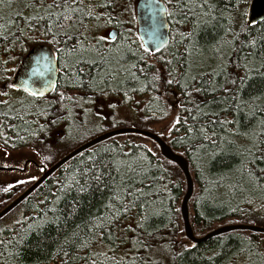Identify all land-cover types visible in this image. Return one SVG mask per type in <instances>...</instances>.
<instances>
[{
  "label": "trees",
  "instance_id": "1",
  "mask_svg": "<svg viewBox=\"0 0 264 264\" xmlns=\"http://www.w3.org/2000/svg\"><path fill=\"white\" fill-rule=\"evenodd\" d=\"M163 1L168 12H173L175 0ZM104 2L83 0L82 15L87 17L88 9L95 6L93 15L99 14V18H85L82 26L67 29L70 37L87 41L82 45L88 49L83 55L90 60L100 57L97 44L101 50L108 49L103 53L104 67L81 65L85 73L71 78L64 66L77 56H69L73 39H65L63 30L53 28V32H61L53 40L42 28L30 29L27 24L18 32L17 13L24 17L36 14L26 8L29 0H11L0 6V28L5 29L0 35L8 37L0 39V92L14 91L4 85L12 83L22 57L34 45L52 46L60 68L58 83L50 95L34 97L15 89L33 97V101L26 98V102L8 103L6 96L5 101L0 99V146L11 153L33 146L56 150L68 136L64 117L59 123H51L59 116L54 109L62 103L88 112L96 119V128L89 138L60 154L47 168L85 142L114 129L137 127L160 132L173 150L189 161L195 182L189 207L196 236L229 224L264 227V77L250 72L251 79L240 86L239 92L231 83L237 72L243 76L246 71L244 67L234 68L249 51L241 50V43L257 42L252 51L259 55L249 58L248 69L264 64V22L254 26L247 23L251 0H222L219 7H227V19L220 21L219 27L209 25L199 30L194 47L181 36L191 29L192 17L187 24H177L175 21L181 19L178 15L169 17L171 41L154 54L144 51L137 33V0H115L108 9L98 6ZM38 11L43 14V9ZM100 25L118 32L108 45L91 34L92 27ZM233 49L238 56H233ZM140 57L155 65L151 72L160 69L161 74L169 67L164 61L171 60L174 68L186 64L189 76L197 75L204 81V91H193L192 103L169 107L170 101L185 99L177 86H171L164 98L144 87L148 81L140 73L138 81H126L125 69L132 64L145 67ZM108 71L120 74L105 94L88 87L89 76L99 73V83ZM197 84L200 86L199 81ZM71 95L78 100L68 99L67 103ZM233 95L242 104L247 103L242 113L232 110ZM100 103L106 114L97 116L95 108ZM225 108L229 111H223ZM226 120L234 122L221 123ZM61 131L63 137L52 145L51 138ZM101 174L102 179L97 181L95 177ZM13 178L0 211L38 179L29 175ZM186 190L184 174L161 155L154 141L134 134L111 138L81 153L43 183L18 206L20 221L0 225V264H264V243L255 238L258 234L236 231L199 245L191 243L185 236L181 214ZM130 201L134 203L123 212L121 205ZM104 217L108 218L103 230L107 238H96L90 249H81L75 243L77 238L86 240L90 230H96L94 223ZM138 239L146 243H138ZM66 252L71 253V259Z\"/></svg>",
  "mask_w": 264,
  "mask_h": 264
},
{
  "label": "snow or ice",
  "instance_id": "2",
  "mask_svg": "<svg viewBox=\"0 0 264 264\" xmlns=\"http://www.w3.org/2000/svg\"><path fill=\"white\" fill-rule=\"evenodd\" d=\"M11 0H0V6H3L5 4H10ZM83 0H29V3L26 5L27 9H30L32 12H35V15H29L27 17H24L17 13L15 20L20 21V24L17 25V31L22 32L23 25L27 24L30 29L39 30L40 28L43 29V31L50 35L53 40H56L59 35H61L60 31L53 32V28L61 29L63 30V37L65 39H73V44L71 46V51L69 52V56H71L73 53H76V58L71 63L65 64V69L67 74L71 77H79L81 74L85 73V68L81 67V65H89L90 67H96L99 69H103L104 63H105V56L104 52H107L108 49L101 50L99 47V44L95 46V49L97 52L100 53L99 59H88L83 55L84 52L88 51V49L84 48L82 45L86 44L87 41L81 39H78L76 37H70L69 31L67 29H71L75 27L77 24L83 25L84 19H98L99 14L94 16L93 11L95 6H93L92 9H88L87 17L82 15L84 9L81 7ZM171 3L172 0H169ZM222 2V0H175L174 4V11L168 12L167 9H165V15L169 17H175L180 16V20H176L175 22L177 24L183 23H189V16L192 17L191 20V29L187 33H181V36H183L188 43H191L193 47L195 46L196 41L194 40V37L196 36V33L199 30H202L203 28L208 27L209 25L214 27L220 26V21L226 20L227 18L224 16V13L228 11L227 7L224 9H221L219 7V4ZM115 3V0H105L103 4L98 5L99 7L108 9L112 7V5ZM237 7V5H233V8ZM39 9H43V14H40L38 11ZM113 17L111 14H109V20H111ZM2 19V18H0ZM65 22L67 24L65 25ZM160 27H166V24L161 23ZM5 31V29L0 28V32ZM13 38H15V34L10 33ZM8 37L0 35V39H7ZM101 39H104L103 37ZM114 39V37H113ZM262 42H264V37L261 38ZM165 41L161 38V44H164ZM256 41L250 40L248 44L241 43L240 48L243 50L244 48H248L249 51L245 54L243 57L242 63H237L234 65V68L239 69L241 67H244L246 69L243 76L240 75L239 72L236 73V76L234 79L231 80V83L233 84L235 90L239 92L240 86L245 83L246 80L251 79L249 76L250 72H256L260 76L264 77V71H261V68H264V64L261 65V68H255V69H248L247 64L249 62V58L254 55H259L257 52H253L252 49L256 47ZM157 51H159V46L156 48ZM216 51H219L220 49H215ZM145 52H148V49H144ZM187 51V47H186ZM233 56H238V53L235 49H233ZM160 59H163V57H160ZM139 60L145 64L144 68H137L136 64H132L131 68L125 69L126 75V81L127 80H136L138 81L139 77L137 76V73H140L146 81H148L147 84L144 85V87L152 88L153 91L159 93L160 97L166 98V95L171 92V86L175 85L178 88H180L181 93L185 97V99L181 100L179 98L174 99L173 101L169 102V107H174L176 104H180L183 106L186 102L192 103V93L195 92H203V84L204 81L200 79L197 75L189 76L188 74V66L186 64H181L179 68L172 67V61L167 60L164 61L165 64H167L169 67L166 69L164 74H161L160 69H156L155 72H151V69L155 67L153 64L147 63V61H144L143 57H140ZM225 68H222V71H225ZM118 71H108L105 73L103 79L98 83V77H92L89 76V83L88 87L95 89H98L100 94L103 95L106 92V89L111 87L112 80H115L117 76H119ZM211 77L209 76V79ZM181 79H183V83H181ZM191 81V83H189ZM197 81H199V85L197 84ZM239 82V83H238ZM100 83H102L104 86L100 87ZM29 85V81L25 80L21 83L20 86H18L15 83L11 84H5L4 87L6 88H12L17 90H23L25 93L34 96L39 97L43 96L44 93L42 91H31ZM117 87H120L118 84ZM140 90L141 89H133V91ZM225 92L230 91L229 89H224ZM6 92H0V95H6ZM126 94V93H125ZM215 103V101H214ZM232 110L236 111L237 113H242L243 107L247 106V103L244 102L243 104L240 102L239 97L237 95H233L232 97ZM111 107H115V105H110ZM197 109L199 108V105L196 106ZM223 111L227 112L229 111L228 108L223 109ZM215 115V113L213 114ZM62 119L60 116H56L55 119L51 120L52 124L59 123V121ZM179 123V121H176ZM234 121H222L221 123H232ZM264 123V122H262ZM264 131V129H262ZM103 174L100 176L95 177L97 181H100L102 179ZM34 179V178H33ZM20 183H23L21 181ZM9 187H12L9 185ZM84 189L81 188V191ZM134 202L130 201L128 205H121V209L123 212H127L130 208V206ZM145 205H141V207H144ZM121 209H118L120 211ZM100 220L99 223H94L93 227L96 230H90V236L86 238V240L81 241L79 238H77V241L75 243H78L80 245L81 249L84 248H91V246L95 243L96 238H107L104 236V228L106 226L107 217L104 218H98ZM141 225H137V227H140ZM23 241V237H21V242ZM138 243H146L143 240L138 239ZM75 243L72 245V247H75ZM37 247H40V245H37ZM65 255L69 256V259H71V253L66 252Z\"/></svg>",
  "mask_w": 264,
  "mask_h": 264
},
{
  "label": "water",
  "instance_id": "3",
  "mask_svg": "<svg viewBox=\"0 0 264 264\" xmlns=\"http://www.w3.org/2000/svg\"><path fill=\"white\" fill-rule=\"evenodd\" d=\"M165 9L168 7L163 0H137L135 4V15L137 23V33L144 48L148 52L154 54L159 46V51L164 49L171 41V24L169 16L165 15ZM264 22V0H251L247 9V23L250 26ZM166 24L161 28L160 24ZM118 32L116 29L110 31V39H115ZM161 38L165 41L161 44ZM60 68L57 60L56 51L48 44H38L33 46L22 59L12 83L18 86L25 80L29 81L31 91H42L46 97L53 93L59 79ZM21 91H23L21 89ZM139 135L154 141L161 152V155L170 162L176 164L185 176L187 190L181 204V214L184 224L186 238L193 244L199 245L205 243L215 237L236 231L251 232L254 234H263L264 227L253 224H229L224 225L207 233L202 237L195 235L191 223L189 203L194 194L195 182L190 170L188 159L173 150V148L162 138L161 133L153 132L137 127H122L105 132L72 150L61 159H59L51 167L43 169L40 177L17 198L10 202L0 211V220L20 206L27 198H29L43 183H45L52 175L59 171L65 164L80 155L81 153L91 149L92 147L105 142L111 138L122 135ZM0 170H2L0 168Z\"/></svg>",
  "mask_w": 264,
  "mask_h": 264
},
{
  "label": "rangeland",
  "instance_id": "4",
  "mask_svg": "<svg viewBox=\"0 0 264 264\" xmlns=\"http://www.w3.org/2000/svg\"><path fill=\"white\" fill-rule=\"evenodd\" d=\"M16 7V6H14ZM18 8V7H16ZM14 10V9H13ZM113 28V27H112ZM111 27H106V26H93L92 27V32L91 34L93 35L94 39L96 41H102L104 44H109L110 42L114 41L115 39H110V31L112 29ZM116 29V28H115ZM178 32L180 31V28L177 29ZM118 36V35H117ZM104 39H101V38ZM13 92L7 93L6 100L8 103L12 102H26L28 99L29 101H33V97L27 96L21 92H18L17 90L13 89ZM27 98V99H26ZM68 99L70 100H78L77 96H69L67 98V103ZM27 100V101H28ZM57 115L59 114L60 117H64V126L65 129L68 130V136L65 142H63L59 147L55 150L53 149H48V148H42L40 146H33V147H28L21 149L16 152H6V150L0 146V165L6 164V165H14V166H19L23 167V163L26 160H33L35 164H39V166L43 165L44 167L47 168V166L51 163V161L57 159L60 154H65L68 150H70L73 146L79 144V142H82L89 138L92 132H94L96 128V119L92 118L88 114V112L83 111V110H73L69 106H67L65 103H62L61 106L58 108L54 109ZM96 113L97 116L100 115H105L106 112H104V105L100 103L99 105H96ZM161 124L157 125L158 127ZM155 126V129L158 127ZM64 133L61 131L56 134V136L52 137L50 140V143L54 145L59 139L63 137ZM29 168L26 169L24 172H19V171H0V208L3 207L6 202L4 200V193L6 190H8V185L13 183V180L15 176H26L29 175L32 179L33 178H39L41 173L43 172L42 168H37L36 166H28ZM20 191V190H19ZM18 191V192H19ZM12 202V201H11ZM7 206V205H6ZM21 209L17 207L14 209L9 215L5 216L0 220V225H12L18 221H20L21 217ZM227 234L222 235L225 237ZM259 242L264 243V235L263 234H258L255 237ZM227 240L226 238H223L222 241L225 242ZM262 246V245H261ZM264 247V246H262Z\"/></svg>",
  "mask_w": 264,
  "mask_h": 264
},
{
  "label": "flooded vegetation",
  "instance_id": "5",
  "mask_svg": "<svg viewBox=\"0 0 264 264\" xmlns=\"http://www.w3.org/2000/svg\"><path fill=\"white\" fill-rule=\"evenodd\" d=\"M112 28V27H111ZM112 29H115V28H112ZM111 29V30H112ZM35 46V45H34ZM31 49V48H30ZM29 49V50H30ZM28 50V51H29ZM27 51V52H28ZM27 52H26V54H27ZM25 54V55H26ZM25 55L22 57V59L25 57ZM22 59H21V61H22ZM21 61H20V63H21ZM20 63H19V65H20ZM19 65H18V67H19ZM18 67H17V69H18ZM17 69H16V71H17ZM16 71H15V73H16ZM15 75V74H14ZM0 99L1 100H3V101H5V95H1L0 96ZM29 165H33V166H36L37 168H39L40 169V167H39V164L37 165V164H35L34 163V161L33 160H26L24 163H23V167L21 168V167H19V166H14V165H6V164H2V165H0V168L2 169V170H0V171H6V170H8V171H14V172H16V171H19V172H24V171H26V169H28L29 167ZM43 170V169H42ZM43 173V172H42ZM41 173V174H42Z\"/></svg>",
  "mask_w": 264,
  "mask_h": 264
}]
</instances>
